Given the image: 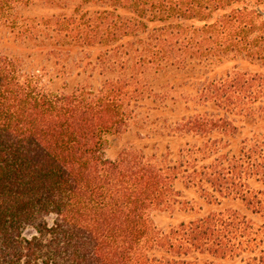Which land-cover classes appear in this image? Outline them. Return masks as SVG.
<instances>
[{
	"label": "trees",
	"instance_id": "trees-1",
	"mask_svg": "<svg viewBox=\"0 0 264 264\" xmlns=\"http://www.w3.org/2000/svg\"><path fill=\"white\" fill-rule=\"evenodd\" d=\"M5 28L55 66L84 54L103 81L54 89L0 52V264H264V142L245 135L264 75L240 70H264V0H0ZM143 111L177 117L160 127L177 160L107 156ZM181 181L211 208L162 230L156 212L190 205Z\"/></svg>",
	"mask_w": 264,
	"mask_h": 264
},
{
	"label": "rangeland",
	"instance_id": "rangeland-1",
	"mask_svg": "<svg viewBox=\"0 0 264 264\" xmlns=\"http://www.w3.org/2000/svg\"><path fill=\"white\" fill-rule=\"evenodd\" d=\"M44 14L46 13L38 10V8L23 12L24 17H34L36 15L43 16ZM22 40L23 38H19L12 30L8 28L1 29L0 52L8 56L19 57L25 63H32L31 65L35 68L46 69L50 74L49 77L54 79L50 84L52 88L58 89L65 85L70 90L77 85L89 84L94 88H99L102 83L103 78H101L96 71L92 70V66L86 64L87 61L85 62L84 54L71 55V58L68 59L67 65L66 63H60L58 66H55L54 64L47 63L46 60L34 50H29L23 44ZM232 68L233 65L227 67L228 70H231ZM240 70L242 72L264 75V70L249 65H241ZM172 115L173 114H169V112L164 113L163 115L156 113L148 118L149 116L146 111L140 112V118L130 132L121 138L112 141V146L106 153L107 156L110 159H115L124 146L134 149H142L146 146L148 147L146 154L150 156L153 154H158V156L165 154L168 157V160H173V158L174 160H177L176 158L178 157L176 155L178 152V146L181 145V142L167 138V133H169V135H172L173 133L171 134L169 131L163 132L160 130V127L165 126L166 123H170V120H172V117L174 116ZM174 118L176 119L177 117L174 116ZM161 135H164V137H161ZM245 135L247 139L252 140L253 142H264V122L250 126ZM140 137L145 141L139 140ZM238 141L240 142L241 139ZM167 148L169 151H167ZM176 191L180 195L179 202L189 203L190 205H185L184 207L182 205H177L170 211L156 212L154 214V221L162 230H167L181 224L182 222H189L193 219L199 218L211 208L203 202L200 193L193 188H189L182 181L176 183ZM222 207L239 209L241 211L244 209L240 202H233L232 200L223 202ZM46 221L51 225L54 218H48ZM256 223L259 224L260 221L256 220ZM33 234L34 230L32 229L27 232L28 236Z\"/></svg>",
	"mask_w": 264,
	"mask_h": 264
}]
</instances>
